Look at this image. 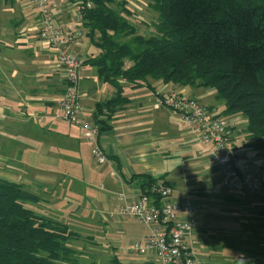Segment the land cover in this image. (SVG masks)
Listing matches in <instances>:
<instances>
[{
    "label": "crops",
    "instance_id": "0c3cea01",
    "mask_svg": "<svg viewBox=\"0 0 264 264\" xmlns=\"http://www.w3.org/2000/svg\"><path fill=\"white\" fill-rule=\"evenodd\" d=\"M59 1L58 23L85 30L74 50L85 61L97 55L74 1ZM39 26L38 9L30 0H0V178L39 195L41 200L32 203V210L44 212L45 206H52V216L49 211L40 214L68 225L67 216L85 233L97 230L96 240L91 234L85 238L95 245L98 254L92 255L108 259V264H156L154 252L142 255L124 243L128 223L112 212L125 201L136 200L140 192L136 177L164 180L172 184L174 199L189 200L195 211L198 260L264 264V189L251 194L225 187L220 172L209 163L211 147L198 142L179 115L158 101L170 92L199 100L235 125L233 150L253 170L264 169V151L251 147L247 119L225 117V105L213 89L154 79L139 88L123 82L128 103L108 121L110 129L99 135L98 144L107 157V163L99 165L81 129L54 116L65 89V73L57 51L40 39ZM92 67L85 64L80 72V105L90 120L96 105L116 92ZM146 228L135 241H146L150 235ZM71 230L80 239L87 235Z\"/></svg>",
    "mask_w": 264,
    "mask_h": 264
},
{
    "label": "trees",
    "instance_id": "16d2710c",
    "mask_svg": "<svg viewBox=\"0 0 264 264\" xmlns=\"http://www.w3.org/2000/svg\"><path fill=\"white\" fill-rule=\"evenodd\" d=\"M73 1L99 51L85 64L116 90L96 105L92 119L100 134L128 103L123 82L139 88L154 79L216 90L224 116L246 118L251 147L264 151V0H151L159 17L150 37L130 22L127 1ZM135 180L148 195L158 182L173 187L150 176ZM40 200L27 187L0 178V264H79L71 244L80 235L25 207Z\"/></svg>",
    "mask_w": 264,
    "mask_h": 264
},
{
    "label": "built area",
    "instance_id": "2783aa9c",
    "mask_svg": "<svg viewBox=\"0 0 264 264\" xmlns=\"http://www.w3.org/2000/svg\"><path fill=\"white\" fill-rule=\"evenodd\" d=\"M39 12V37L57 51L58 62L65 73L66 88L54 116L75 124L84 130V137L95 144L93 155L99 165L107 157L98 145L100 127L90 120H81L80 72L83 58L74 50L84 37L75 30L58 23L61 9L59 0H30ZM158 105L179 115L184 128L200 143L211 147L209 163L222 176L225 187L259 194L264 189V169L253 170L251 163L232 148L235 125L218 117L199 100L177 92L164 95ZM150 195L141 190L134 202L125 201L112 212V216L132 218L150 229L145 242L135 241L133 249L144 255L154 252L156 264H204L194 255V233L198 221L193 207L174 199V189L158 182Z\"/></svg>",
    "mask_w": 264,
    "mask_h": 264
},
{
    "label": "rangeland",
    "instance_id": "374dc122",
    "mask_svg": "<svg viewBox=\"0 0 264 264\" xmlns=\"http://www.w3.org/2000/svg\"><path fill=\"white\" fill-rule=\"evenodd\" d=\"M117 1H119V2L127 1L128 8L132 12V16L129 17V20L136 27L139 35H142L144 37H150L156 33V28L154 27L155 26L154 24L158 21L159 15L150 7L151 0H117ZM71 29H73V28H71ZM77 30H82L84 32V37H85V30L83 28H81V29L77 28ZM74 48H75V46H74ZM86 66H87V68L89 67L88 65H86ZM84 67H85V60H84V65H83L82 69ZM79 87H80V82H79ZM65 88H66V83H65ZM64 92H65V89H64ZM64 92H63V94H64ZM62 97H63V95H62ZM62 97H61V99H62ZM60 100H59V102H60ZM80 100H81V88H80V95H79V103H80ZM59 102H58V104H59ZM80 107H81V105H80ZM83 113L84 112H83L82 107H81V112H80L81 120H83V121L90 120V119H86L87 117L84 116ZM92 120L93 119H91L90 121H92ZM61 121L66 122L64 120H61ZM66 123H68V122H66ZM68 124L72 125V126H77V125L71 124V123H68ZM97 125H99V124H97ZM80 129H81L83 136H84V130L82 128H80ZM13 136H15V135H13ZM16 137L17 136H15V138ZM15 141L18 144L20 141V137H18ZM86 141L89 142L90 144H92L93 149H94L95 144L88 141L87 139H86ZM93 149H92V155H93ZM93 158L95 159L94 155H93ZM95 161H96V159H95ZM96 163H97V161H96ZM76 171H77V168H76ZM49 199L53 200V194L51 197H49ZM186 201L187 202H185V203H188L191 205L189 200H186ZM25 207L28 209L34 208L32 203H30V202L25 203ZM37 207H39V206H37ZM43 209H45L44 212H40L39 210H36L37 212L36 211L35 212L37 214H40V213L49 214V212H51V214H49V215L52 216V214H53V207L52 206H49V207L45 206ZM46 211H49V212H46ZM42 215H44V214H42ZM57 219L60 220V217H57ZM61 221H63V218H61ZM64 221H65V223H67L69 225V227L71 229H73V230L76 229L81 235L87 234L86 236H83V237L81 236L83 239H80V241L76 240V241L72 242V244H71L73 249L78 252L79 264H108L109 263L107 261L108 259H106V258L99 259V256L96 257V256L92 255V254L97 253L96 251H94L95 245H90L88 243V240H86L88 238L87 236L90 234L95 236L94 239L96 240V231L97 230L96 231L93 230V232L91 230H89L91 232L85 233L87 230H85V232H83L82 228L77 227V225L74 223V220L69 219L66 216ZM126 221L128 223L126 225V228L129 229V233L127 234L126 237L123 238V240H124V243H126V245H129V247L131 246V248L133 249V246L130 243H132V241L135 242V238H136V235H138V232H141L147 228H146V225H144V224H142V223H140L134 219L130 220V219L126 218ZM92 233H94V234H92ZM85 237H87V238H85Z\"/></svg>",
    "mask_w": 264,
    "mask_h": 264
}]
</instances>
